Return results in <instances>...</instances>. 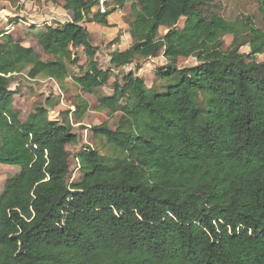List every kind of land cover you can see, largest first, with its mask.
I'll return each instance as SVG.
<instances>
[{"label": "trees", "instance_id": "obj_1", "mask_svg": "<svg viewBox=\"0 0 264 264\" xmlns=\"http://www.w3.org/2000/svg\"><path fill=\"white\" fill-rule=\"evenodd\" d=\"M111 1L102 11L100 0H64L73 20L35 34L47 59L0 27V164L20 167L0 195V264H264V27L207 15L212 0H137L132 43L104 69L84 23L110 26L130 0ZM260 11L264 25V0ZM159 55L162 90L129 71L98 96L97 110L119 118L91 132L116 154L83 146L69 183L68 146L91 106L83 94ZM189 57L198 64L179 67ZM18 75L77 87L74 110L52 119L47 97L21 122Z\"/></svg>", "mask_w": 264, "mask_h": 264}, {"label": "rangeland", "instance_id": "obj_2", "mask_svg": "<svg viewBox=\"0 0 264 264\" xmlns=\"http://www.w3.org/2000/svg\"><path fill=\"white\" fill-rule=\"evenodd\" d=\"M111 3V0H104ZM137 0H130L126 10L117 11V17L111 19L110 26H105L97 22H87L84 25L91 32L94 45H98L99 55L97 57L99 64L104 69L111 66L110 54L114 48L121 44L125 48L131 43V37L125 38L122 42V37L125 31H129L130 24L134 18L131 14V4ZM261 0H212L202 8L207 15L217 13L220 16L231 20L238 21L240 19L250 18L254 25L258 28H263V17L260 11ZM64 0H17L10 2L9 0H0V27L3 31L9 32L16 40H20L25 45L33 46L43 58L47 59L49 56L44 52L36 39V33L44 31L47 25L58 26L59 24L72 21L74 15L71 11L64 8ZM106 8V7H105ZM94 9H98L96 6ZM128 11V12H127ZM119 13V14H118ZM185 18H182L177 27L184 26ZM105 32V33H104ZM167 32L166 27L160 29V35L163 36ZM121 41L110 44L119 34ZM233 35H226L223 39V48L227 50L231 45ZM102 44V45H101ZM115 46V47H114ZM250 51L249 45L243 46L241 52L248 53ZM80 62L84 63L87 59L82 48L77 49ZM259 61H264V54L257 56ZM140 68L136 69V65ZM166 64V60L159 55L157 57L145 59L138 58L134 63L125 67L114 68L110 84L105 88H100L95 94L84 93V96L90 102V112L87 118L84 119L83 125H75V130L80 135V142L76 146H68L70 153V175L69 183L73 184L81 177L78 168L77 153L83 146H91L98 150L103 155L115 156V152L107 146L103 139L96 138L91 132V128L102 122L108 121L112 128L117 127L119 114L108 116L107 112L97 110L99 105L98 96L105 93H112V83L121 81L123 75L129 71H133L137 75L143 77L149 87H155L158 90L163 89V83L156 76L157 68ZM198 64V60L194 57L180 58L179 67H191ZM80 72L76 66L71 67V74ZM62 86L52 79L48 80H29L22 75L16 76L11 88L20 91L15 96V107L20 113L21 122H25L29 115L34 112L35 105L45 103L47 97H52V105H49L50 118H58L61 112H66L74 103V97L79 92L77 87L71 89L61 88ZM72 118V115H70ZM20 167L17 165L0 164V195L6 185L8 179L18 174Z\"/></svg>", "mask_w": 264, "mask_h": 264}, {"label": "crops", "instance_id": "obj_3", "mask_svg": "<svg viewBox=\"0 0 264 264\" xmlns=\"http://www.w3.org/2000/svg\"><path fill=\"white\" fill-rule=\"evenodd\" d=\"M127 7V5L123 8L124 10H126L125 8ZM118 11H120V10H118ZM122 11V10H121ZM128 12V11H127ZM119 14V13H118ZM114 16H116L117 17V12H115V13H113L112 15H110V17H109V23H111V19H113L112 17H114ZM105 33V32H104ZM130 36V34H129V32H127V31H125L124 30V34H123V37H122V42H124L125 41V38H127V37H129ZM94 37V36H93ZM131 37V36H130ZM131 40H132V38H131ZM121 41V40H120ZM23 43V42H22ZM131 43H132V41H131ZM131 43L127 46V47H125V48H123V47H121V44L120 43H118V46L117 47H115L114 48V51L115 50H121V51H123V50H125V49H127L130 45H131ZM23 45L24 46H28V45H25L24 43H23ZM40 45V44H39ZM102 45V44H101ZM98 46V45H97ZM31 47H33V46H31ZM35 48V47H34ZM42 48V47H41ZM36 50V49H35ZM37 51V50H36ZM39 52V51H38ZM98 55H99V51H98V54H97V57H98ZM44 80H48V79H44ZM83 96H84V94H83ZM85 97V96H84ZM86 98V97H85ZM74 106L72 105L71 106V108H73ZM86 118H87V116H86Z\"/></svg>", "mask_w": 264, "mask_h": 264}, {"label": "built area", "instance_id": "obj_4", "mask_svg": "<svg viewBox=\"0 0 264 264\" xmlns=\"http://www.w3.org/2000/svg\"><path fill=\"white\" fill-rule=\"evenodd\" d=\"M104 2H105L104 0H100V4H101V6H102V8H101L102 11H104V9H105V8H104Z\"/></svg>", "mask_w": 264, "mask_h": 264}]
</instances>
